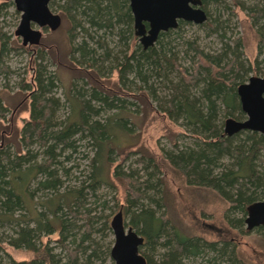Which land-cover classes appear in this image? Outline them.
Returning <instances> with one entry per match:
<instances>
[{
	"label": "trees",
	"instance_id": "obj_1",
	"mask_svg": "<svg viewBox=\"0 0 264 264\" xmlns=\"http://www.w3.org/2000/svg\"><path fill=\"white\" fill-rule=\"evenodd\" d=\"M220 1L202 0V7L208 15L205 24L212 32L219 30L223 41L228 19L222 18L220 8L214 17L207 8ZM259 1L250 7L251 23L247 24L255 32L259 57L263 58L259 61L258 57L252 67L242 58L245 37L236 38L234 47L225 41L220 53H208L195 41L184 39L181 25L187 22L180 21L178 28L161 32L155 44L144 49L135 35L129 0H62L58 9L71 25L67 30L68 58L75 73L69 92H65L70 111L63 120H56L61 102L53 91L55 81L61 78L56 69L50 72L37 63L32 83L22 84L30 90L31 108L21 131V144L37 143L41 150L23 154L14 139L0 147V224L13 228L8 243L31 251L32 256L24 260L10 257L0 264L103 261V255L111 252L110 246L103 248L93 235L111 230V213H102L113 206L99 192L103 186L118 190V185L125 191L126 203L120 210L127 226L144 237L140 252L148 264H188L190 259L205 257L211 264L225 259L229 264H246L233 243L235 237L209 239L191 234L170 216L167 188L157 177L162 169L158 158L144 148L133 150L136 144L122 136H135L133 116L140 110L129 109L123 97L126 94L106 89L113 87L103 84L100 77L106 69L113 76L116 73V86L143 92L139 99L151 95L171 120L190 132L193 142L162 146L163 159L186 185L212 189L226 201L224 220L236 234H243L247 232L248 206L264 200V135L246 130L228 136L224 120L245 118L237 88L249 78L250 71L264 75L260 67L264 63V0ZM235 4L242 8L240 1L235 0ZM5 8L6 2L0 4V16ZM80 34L84 37L78 41ZM180 45L185 47L182 55ZM38 47L36 61L45 60L49 50L44 43ZM9 50V39L0 32V73L9 69ZM89 78L94 81L91 87ZM159 86L166 94L158 95ZM7 111L0 95V116L5 117ZM83 140L92 155L86 154L89 165L82 177L73 176L72 167L65 162L72 159ZM66 150L70 153L64 155ZM134 153L140 155L137 162L142 167L124 169L117 158L126 159ZM65 181L69 183L65 185ZM115 199L118 204L116 194ZM100 206V213L95 212ZM57 232L59 246L66 251L64 259L44 242V237Z\"/></svg>",
	"mask_w": 264,
	"mask_h": 264
},
{
	"label": "rangeland",
	"instance_id": "obj_2",
	"mask_svg": "<svg viewBox=\"0 0 264 264\" xmlns=\"http://www.w3.org/2000/svg\"><path fill=\"white\" fill-rule=\"evenodd\" d=\"M237 1L242 3V8L235 4V0H221L220 3L211 2L207 5L208 11L213 14V17L217 16V9L220 8L221 14H223L222 18L225 20L228 19L226 40L223 39L222 41L219 30L212 32V28L205 24L207 20L202 24L191 22L182 24L181 35H183L186 41H195L201 49L208 53H220L225 41L234 47L233 41L236 38L240 36L245 37L244 54L242 55L243 62L247 63V65L251 64L252 67H254L256 59L259 57L258 42L255 32H253L247 23H251L248 17L250 7L256 5L260 1ZM3 3L4 0H0V4ZM61 4L62 0H55L53 4H50V8L53 12L61 14L58 9ZM220 4L224 6H220ZM20 20L21 12L16 9L15 3L13 1H7L6 8L1 12L0 16V32L4 33L6 38L8 37L10 47L6 57V66L9 69L6 70V72L0 73V95L8 110L5 117L0 116V147L4 145L5 142L14 139L16 140V145L18 144L17 149H20L23 154L27 151L31 153L38 151L39 153L41 150L39 144L34 143L30 146H23L21 144V131L25 125L26 119L30 116L31 108L30 90L27 91L23 89L22 84L32 83L34 70L36 68L35 65L37 63L45 65L50 72L56 69L61 80L55 81L56 87L54 88L53 95L60 100L61 106L57 109L55 118L61 121L68 115L70 103L65 99V92H69L72 77L73 74H75L74 70L70 68L72 64L68 58L69 47L67 30L71 25L63 16V22L59 29L56 31H50L49 29L43 31L44 35L42 41L49 51H46L48 54L45 60L36 61L39 47L23 45L22 39L15 34ZM256 26L258 27V24ZM34 27L39 28L36 25H34ZM83 35H79L78 41L82 40L84 37ZM138 42L140 43L139 40ZM180 42L182 43L183 41ZM111 45L113 46V42ZM184 48L183 45H180V48L178 47L181 51V55L183 54ZM190 55L192 56V54ZM262 58L263 55L259 57V61H261ZM187 60L188 59H185V63H187ZM58 61L60 63L62 62L61 65L57 63ZM105 65L108 67L110 62L105 63ZM260 67L264 69V63H261ZM76 71L79 72L77 69ZM251 76L264 77L261 72L257 74L253 71H250L248 74L249 78ZM249 78H247L245 82H248ZM100 79L103 84H107L108 87L110 85L113 87V89L105 87L106 89L119 93L120 95H128H123V97L125 101H127L125 105L129 109L138 108L140 110L133 116V120L136 124L135 136H122L126 142H133L136 144L133 150H136L138 147L144 148L158 158V161L162 165V169L157 177H161L165 182L170 216L176 219L186 232L191 234H200L209 239H216L218 236L223 238L235 237L232 239L233 243L243 257L244 263L264 264V229L260 231L257 229L252 231L247 230V232L243 234H236L237 230L230 229L224 220V213L227 208L226 201L212 189L194 186L189 187L181 179L178 171L172 169L168 162L163 159L160 148L162 146L172 147L174 142L180 144L193 142L190 132H187L179 122L177 123L171 120L168 115L161 110L159 102L151 95L145 96V100L139 99L143 92L127 91L125 88L116 86V73L113 76V73L111 74L110 70L106 69L105 76H101ZM88 81V87L93 86L94 81L90 78ZM90 82L92 84H90ZM78 84L80 85L79 82ZM157 92L159 96H162L166 94V89L160 88ZM129 94L132 97H130ZM111 113L112 112H109L106 115ZM78 143V151L72 154V159L65 162V165H67V167H72L73 176L82 177L83 172L88 169L89 165V157L87 158L86 154L91 156L92 150L86 141L83 140ZM66 153H70V151L68 152L66 150L64 155ZM139 157V154L134 153L130 154L126 159H122L120 156L117 159L118 162H121L124 169H128L129 167L138 169L142 167V165L137 162ZM60 159L61 161L65 160L64 156H61ZM73 178L74 177H71L70 179L72 180ZM67 183L65 181V185ZM99 193L103 199L108 201L109 205L113 206L112 210H107V212L102 213L104 215L111 213L109 216L111 226L113 216L121 208H124L126 204L124 200L125 191L119 185L118 190H111L108 186H103ZM115 194L118 196V204L117 199H115ZM92 207H94V205H92ZM101 209L102 207L100 206L95 212L100 213ZM12 229V226L7 223L0 224V260L6 262L10 257L16 260L31 258V251L24 248H15L8 243L9 237L13 234ZM244 229H247L246 223ZM93 236L97 237L103 248H108L110 246L111 250L114 244L112 227L111 230H105L104 233L102 231H95ZM58 237V232L53 233L49 235V237H44V242L49 243V246L64 259L66 258V251L62 246H59ZM158 253H160V249L156 254L157 258L159 257ZM103 258V261L93 259V261L85 264H115L110 254L103 255ZM188 264L211 263L205 257L190 259ZM221 264H229V261L225 259Z\"/></svg>",
	"mask_w": 264,
	"mask_h": 264
},
{
	"label": "water",
	"instance_id": "obj_3",
	"mask_svg": "<svg viewBox=\"0 0 264 264\" xmlns=\"http://www.w3.org/2000/svg\"><path fill=\"white\" fill-rule=\"evenodd\" d=\"M15 3L21 12V20L15 31L23 45L40 44L43 32L34 28L49 27L57 30L62 24L59 13L53 12L51 0H8ZM134 17L135 35L144 49L154 45L159 34L177 28L180 21L195 24L204 23L207 12L202 0H129ZM241 109L245 113L243 120L228 117L225 120L224 134L235 135L242 131H256L264 135V77L251 76L248 82L237 88ZM246 228L252 231L264 226V200L251 203L245 218ZM114 244L110 255L115 264H148L140 248L145 239L132 226H127L124 213L119 210L112 218Z\"/></svg>",
	"mask_w": 264,
	"mask_h": 264
},
{
	"label": "flooded vegetation",
	"instance_id": "obj_4",
	"mask_svg": "<svg viewBox=\"0 0 264 264\" xmlns=\"http://www.w3.org/2000/svg\"><path fill=\"white\" fill-rule=\"evenodd\" d=\"M7 1H8V0H4V2H6V3H7ZM51 2H52V0L50 1V3H51ZM50 3H49V7H50ZM50 9H51V8H50ZM51 10H52V9H51ZM60 15H61V14H60ZM61 17H62V22H63V15H61ZM65 19H66V18H65ZM66 20H67V19H66ZM179 24H180V22H179ZM34 25H36V24H33V27H34ZM61 25H62V24H61ZM36 26H38V25H36ZM38 27H39V26H38ZM60 27H61V26H60ZM60 27H59V28H60ZM34 28H35V27H34ZM59 28H58V29H59ZM177 28H178V27H177ZM38 29H40L42 32H43L44 30H48V29H49L50 31H53V30H51L49 27H44V28H40V27H39ZM173 29H176V28H172V29H169V30H173ZM55 31H56V30H55ZM163 32H164V31H163ZM43 35H44V34H43ZM137 38H138V40H139V37H137ZM157 39H158V38H157ZM42 40H43V36H42V38H41V42H40V44H37V45H29V46H40V45L43 43ZM156 41H157V40H156ZM156 41H155V42H156ZM154 44H155V43H154ZM238 120H243V119H238ZM224 124H225V123H224Z\"/></svg>",
	"mask_w": 264,
	"mask_h": 264
},
{
	"label": "bare ground",
	"instance_id": "obj_5",
	"mask_svg": "<svg viewBox=\"0 0 264 264\" xmlns=\"http://www.w3.org/2000/svg\"><path fill=\"white\" fill-rule=\"evenodd\" d=\"M242 84V83H241ZM240 100V99H239Z\"/></svg>",
	"mask_w": 264,
	"mask_h": 264
}]
</instances>
